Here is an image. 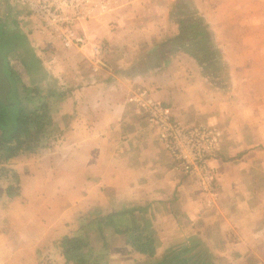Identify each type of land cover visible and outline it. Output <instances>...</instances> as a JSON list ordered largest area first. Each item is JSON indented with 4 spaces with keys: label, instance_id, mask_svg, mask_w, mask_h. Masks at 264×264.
I'll return each mask as SVG.
<instances>
[{
    "label": "crops",
    "instance_id": "0c3cea01",
    "mask_svg": "<svg viewBox=\"0 0 264 264\" xmlns=\"http://www.w3.org/2000/svg\"><path fill=\"white\" fill-rule=\"evenodd\" d=\"M106 1L107 9L82 25L84 48L67 50L40 35L42 47L55 51L56 63L45 61V68H55L58 86L70 91L54 116L56 139L0 162L18 175L20 186L9 197L5 181L11 179L0 170V264H69L55 244L77 230L81 217L138 207L147 209L160 253L201 246L216 264H264V127L239 113L240 100L223 89L209 64L179 44L186 21L200 23L214 44L211 62L223 61L232 77L225 86L233 87L232 75L250 70L257 52L242 35L252 20L241 17V1ZM256 2H245L247 9ZM100 42L106 48L101 55L95 51ZM138 88L169 107L177 121L223 133L212 161L214 195L179 172L158 130L129 101ZM104 237L93 241L97 250L107 248L111 256L122 246L109 241L120 237L126 250L125 237L112 227H104Z\"/></svg>",
    "mask_w": 264,
    "mask_h": 264
},
{
    "label": "trees",
    "instance_id": "16d2710c",
    "mask_svg": "<svg viewBox=\"0 0 264 264\" xmlns=\"http://www.w3.org/2000/svg\"><path fill=\"white\" fill-rule=\"evenodd\" d=\"M3 27L6 25L0 22V44L6 35L18 40L24 38L18 31L13 34L8 31L7 34L5 29L1 30ZM183 32L179 44L189 49L200 64H209L211 58H214V51L204 45L207 34L203 26L195 20H187ZM5 48L7 50H0V54L4 58L3 70L11 82L12 92L8 95V104L0 102L1 163H8L21 154L36 153L46 148L51 139L56 138L59 131L53 119L54 114L69 94L64 91L43 94L36 85L28 86L17 70L10 68L7 61L8 54L18 46ZM38 62H33V66H37ZM23 66L28 72L33 69L26 61H23ZM13 98L16 100H12ZM6 172L9 174L10 170L7 169ZM12 174L13 182L7 188L9 197L17 196L20 189L18 175L15 172ZM146 212L147 209L140 207L110 214L94 210L81 217L77 230L57 241L55 247L69 264H109L110 250H97L93 241L96 238L104 241V227L110 226L117 234L125 237L126 253L134 257L133 264H216L209 251L201 246L166 247L160 253V238L151 218L145 216Z\"/></svg>",
    "mask_w": 264,
    "mask_h": 264
},
{
    "label": "rangeland",
    "instance_id": "374dc122",
    "mask_svg": "<svg viewBox=\"0 0 264 264\" xmlns=\"http://www.w3.org/2000/svg\"><path fill=\"white\" fill-rule=\"evenodd\" d=\"M240 1V4L242 6V9L240 10L241 17L246 19L251 18V20L253 21L249 23L250 25L246 24L242 26L246 28V31L244 29L242 30V35L248 34L247 38H245L247 41L246 44L249 45L251 49L255 48L257 50L256 56H252L249 61L251 68L247 71L240 70L234 73L232 76L233 79H235L234 82L237 81V83H234L235 85L233 87H228L225 86V84H228L226 80H229L230 74L229 71L226 70V68H222L223 61L221 60L220 62L218 59H215V62H211V60L213 59L211 58L208 66L209 69H212V74L214 70L213 75L216 76V80L220 83H223V89L229 92L231 96L240 100V104L237 106L239 113L243 112L248 114L249 121L258 123V128H260L261 125L264 127V0H256L257 5L250 10L247 9L248 4H245V2L253 0ZM0 22L6 25V27H3L1 30L5 29L7 31V34L8 31L11 34L18 31L19 34H22L24 36V38H20L18 40L12 39L11 35H6V37L3 38V42L0 44L1 51L7 50L5 46H18L16 50H11V52L7 56V61L9 62L10 68H14L15 70H17L23 81L28 86L32 87L33 85H36L38 88H40L43 94L63 92V90L58 86L56 69L45 68L44 65L45 61L51 63L55 62L56 59L55 51L53 49L48 48L49 50H47L46 48L42 47V44L44 42L41 43L43 39L41 37L42 35L39 33V29L43 27L42 20L39 17L31 14L24 6H19L9 0H0ZM91 22H93V20L75 25V30L77 32H80V26L82 27V25L90 24ZM47 37L50 38L49 36ZM207 39L209 40L207 41ZM207 39L205 40L204 45H206L207 48L211 47L212 49V46H214V44H212L210 35ZM0 53L2 54V52ZM48 55H51L50 58H46V56ZM245 55L247 56L248 52H246ZM214 57L216 58L215 54ZM37 60L39 61L37 66H33L35 64H33V62H36ZM23 61H26L30 64V66H32L33 69L31 70V72H28L25 69V67L23 66ZM68 91L70 90H66L64 92ZM12 100H16V98H13ZM55 139L56 138L51 139L48 144H50ZM0 168V170H5L2 171V174H5L6 176L9 175V179H11L10 181H5L6 186H8L13 182V174L10 172L8 174L6 172L8 168ZM216 177L217 176H215V180ZM107 236L114 237L111 232H108ZM110 239L111 238H109V240ZM113 239L115 240H112L114 241L113 244L112 241H109L111 245L122 247L120 249L114 250L111 255L112 257L110 256L111 258L109 259L112 261V264H133L135 262V259L131 254L126 253V250L123 248V238L120 237L117 239ZM96 246L100 247L98 243Z\"/></svg>",
    "mask_w": 264,
    "mask_h": 264
},
{
    "label": "built area",
    "instance_id": "2783aa9c",
    "mask_svg": "<svg viewBox=\"0 0 264 264\" xmlns=\"http://www.w3.org/2000/svg\"><path fill=\"white\" fill-rule=\"evenodd\" d=\"M9 1L26 7L31 14L39 17L43 22L39 33L59 42L67 50L87 46L86 32L81 26L80 32H77L75 25L90 21L97 12L101 13L108 6L106 0ZM105 50L104 43L95 46L99 55ZM129 101L144 115L147 123L158 130L159 142L176 162L179 172L193 179L205 195H214L216 168L212 166V161L220 155L223 133L217 127L186 125L177 121L170 108L146 90H134Z\"/></svg>",
    "mask_w": 264,
    "mask_h": 264
},
{
    "label": "water",
    "instance_id": "95a60500",
    "mask_svg": "<svg viewBox=\"0 0 264 264\" xmlns=\"http://www.w3.org/2000/svg\"><path fill=\"white\" fill-rule=\"evenodd\" d=\"M4 58L0 55V102L3 104H8V95L10 94L12 88L10 81L3 70Z\"/></svg>",
    "mask_w": 264,
    "mask_h": 264
}]
</instances>
